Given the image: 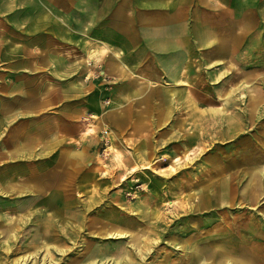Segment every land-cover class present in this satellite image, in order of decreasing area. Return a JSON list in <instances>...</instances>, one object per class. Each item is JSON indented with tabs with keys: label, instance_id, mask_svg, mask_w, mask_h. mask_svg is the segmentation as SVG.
Listing matches in <instances>:
<instances>
[{
	"label": "rangeland",
	"instance_id": "1",
	"mask_svg": "<svg viewBox=\"0 0 264 264\" xmlns=\"http://www.w3.org/2000/svg\"><path fill=\"white\" fill-rule=\"evenodd\" d=\"M8 7L33 15L39 9H71V1L0 2V10ZM223 7L222 47L193 49L179 81L147 67L152 81L141 75L142 85L136 97L125 99L119 121L107 112L111 97L98 102L105 109L90 118L101 131L88 125L84 137H96L99 168L64 171L60 178L63 186L78 184V192L33 197L29 209L18 208L27 200L22 195L15 196L13 209L0 194V264L29 257L23 264H175L201 249L197 264H245L243 254L249 264H264V0H226ZM79 8L87 9V2ZM86 22L82 18L79 25ZM106 80L114 85L112 77ZM68 200L74 210L91 205L89 220L100 212L115 218L110 232L129 236L118 245L113 239L85 242L75 233L68 243H51L69 253L55 249L48 258L34 240L35 225L57 211L49 209L52 201ZM97 225H90L91 236ZM131 235L140 241L137 249ZM227 241L236 247L216 251ZM89 244L92 263L82 256Z\"/></svg>",
	"mask_w": 264,
	"mask_h": 264
},
{
	"label": "crops",
	"instance_id": "2",
	"mask_svg": "<svg viewBox=\"0 0 264 264\" xmlns=\"http://www.w3.org/2000/svg\"><path fill=\"white\" fill-rule=\"evenodd\" d=\"M70 1L49 13L0 10V194L13 209L15 196L29 209L33 197L78 192L61 184L64 171L96 172V137L84 136L88 125L101 131L90 118L105 109L98 102L111 97L106 109L119 121L141 75L152 81L147 67L179 81L193 49L222 47L226 0Z\"/></svg>",
	"mask_w": 264,
	"mask_h": 264
},
{
	"label": "bare ground",
	"instance_id": "3",
	"mask_svg": "<svg viewBox=\"0 0 264 264\" xmlns=\"http://www.w3.org/2000/svg\"><path fill=\"white\" fill-rule=\"evenodd\" d=\"M71 194V193H70ZM68 193V196L70 195ZM65 196H67V193H64ZM67 196V197H68ZM80 199V198H79ZM69 201V200H68ZM80 203V202H79ZM94 208L91 205H87L84 204L83 206H78L75 207V210L72 206H69V204H63L61 207L57 208V211L54 212L53 214L49 213L47 215V217L44 219L43 222L39 223L38 225H35V229L38 230V234L35 236V241L36 239H38V241L40 240V244H41V248L44 247L47 251V257L49 258L50 256H52V254L57 250L61 253H66L68 252V250H64L62 248V246H57V245H53L51 244L53 241H57L58 243H61V241H67V243L69 241L72 240V237H74L75 233H79L81 240L88 242L91 239H94V241H97V239H100L101 242H107V241H111L113 240H120L119 243H117L118 245H120V242H122L121 240L123 238H127L129 235V232H126L124 230H118L117 232H115V234H112L110 232V230L113 228L114 223L116 222V220L112 219L109 220L108 218H106V216H104L103 213L100 212V214H98L96 217L94 216L91 220H89V217L92 216V210ZM41 211V210H40ZM104 211V210H103ZM38 212V211H37ZM36 212V213H37ZM105 212V211H104ZM40 214V213H39ZM42 214V213H41ZM45 214V213H43ZM35 216V215H34ZM60 218H56L59 217ZM80 217H82V222H75L74 219H80ZM31 221V220H30ZM42 221V220H41ZM28 222V221H27ZM26 222V223H27ZM90 222H92L90 224ZM37 222H35L36 224ZM97 223L100 224V226H98L96 228V230L94 231V236L92 235V230L90 232H88V230L90 229V225H96ZM30 224V223H29ZM109 224V225H108ZM120 224V223H118ZM27 225V224H26ZM33 225V224H32ZM111 225V226H110ZM17 231V230H16ZM88 232V233H87ZM233 232H228L227 237L229 238H233L234 235L232 234ZM21 234V233H20ZM63 237L65 239H63ZM113 237H117V238H113ZM19 239V238H18ZM79 239V238H78ZM89 239V240H88ZM111 239V240H110ZM131 239L133 240V247L134 249H137L138 244H140L139 239L136 238L135 235H131ZM112 240V241H113ZM100 243V242H99ZM111 243V242H110ZM103 244V243H102ZM64 245V244H63ZM106 245V244H105ZM141 245V244H140ZM218 248H216V251L218 250V252H222L223 251H231L230 249H233L236 247V245L232 242V241H227L223 244H218ZM31 247L34 246L36 247L37 244H35V242H31ZM90 247L91 244H89L86 247V252H84L82 254V256L84 258L89 259L90 256L92 255L90 251ZM40 248V247H39ZM62 248V249H61ZM220 248V249H219ZM56 249V250H55ZM93 249V248H92ZM214 249V248H213ZM41 250V249H40ZM132 250V249H131ZM147 248L143 249L142 252H148L146 251ZM39 251V250H38ZM42 251V250H41ZM99 251L104 252V250L102 249V245H101V249ZM120 252H123L124 249H120ZM199 251V249L197 250ZM132 252V251H131ZM37 253V252H36ZM35 253V254H36ZM44 253V252H43ZM69 253V252H68ZM202 253H203V249H201L199 252H197L196 254L194 253L191 257L188 258H181L180 261L177 260V263L175 264H197L199 262H201L202 259ZM135 254V253H134ZM145 254V253H144ZM61 255V254H60ZM73 255V254H72ZM201 255V256H199ZM139 256V255H138ZM245 254L242 255L243 260L245 261V264H249L247 263L246 259H245ZM63 257V256H62ZM136 257V256H135ZM141 257V256H139ZM41 258V257H40ZM31 259V257H29L28 259L25 260V262L29 261ZM24 260V259H23ZM48 260V259H47ZM90 262L92 263L94 259H89ZM98 260V259H97ZM114 260V259H113ZM45 261V260H44ZM142 261V260H141ZM238 261V260H237ZM24 261L18 264H23L25 263ZM37 262V261H36ZM52 262V261H51ZM105 262V261H104ZM28 263V262H27ZM53 263V262H52ZM81 262L78 261H71L69 264H80ZM174 261L171 263L173 264ZM36 264V263H35ZM39 264V263H38ZM166 264H169V262H167Z\"/></svg>",
	"mask_w": 264,
	"mask_h": 264
}]
</instances>
